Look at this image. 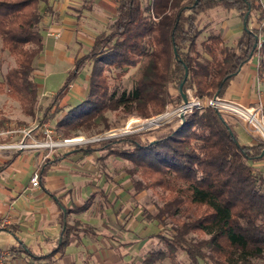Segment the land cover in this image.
Listing matches in <instances>:
<instances>
[{"label":"trees","instance_id":"trees-1","mask_svg":"<svg viewBox=\"0 0 264 264\" xmlns=\"http://www.w3.org/2000/svg\"><path fill=\"white\" fill-rule=\"evenodd\" d=\"M218 8L237 12L243 30L234 47L225 44L220 28L211 31L199 48L204 15ZM46 12L53 13L49 0H0L2 48L15 58V65L0 79V93L18 100L31 116L40 100L35 68L44 49L41 22ZM255 16L258 26L253 24ZM258 54L264 73L262 0H147L146 5L142 0H117L115 18L76 58L42 122L61 111L69 85L90 60L87 96L56 123L63 136L100 125L109 128V110L149 117L169 104L179 105L186 74L184 91L190 88L199 98L224 96L231 80ZM133 67L137 73L132 88L112 91L106 71L119 68L117 75L123 77ZM10 122L0 116V130ZM237 125L233 114L207 106L154 130L58 150L38 170L40 185L61 159L110 150L133 163L128 172L138 176L133 181L135 193L156 187L166 192L164 203L147 218L170 220L173 233L161 235L165 247L149 250L143 264L176 257L179 251L187 254L190 264H258L264 258V173L254 163L264 159V141L242 142ZM67 211L61 215L55 248L60 253L79 226V221L69 222ZM193 232L206 236L191 240Z\"/></svg>","mask_w":264,"mask_h":264},{"label":"rangeland","instance_id":"rangeland-1","mask_svg":"<svg viewBox=\"0 0 264 264\" xmlns=\"http://www.w3.org/2000/svg\"><path fill=\"white\" fill-rule=\"evenodd\" d=\"M50 2L54 8L59 9L63 6V13L55 18L46 12L41 22L42 32L45 36L51 37L52 33L61 34L60 28L68 27L71 29L69 40L61 48L59 46L51 47L50 50L53 51V54L49 52L48 56L45 54L46 49H44L36 61L35 78L41 84V90L35 116L25 114L18 100L5 92L0 93V116L11 121L6 129L0 130V162L19 150L37 152L42 157H48L58 150L69 148V146L37 147L36 144L50 140L46 133L47 128L53 130L51 138L59 141L65 137L76 135L90 137L105 131H120L132 119L148 118L136 114L127 115L122 110H109L106 113L109 117V128L104 129L100 125L90 130H79L71 135L63 136L56 129V123L72 105L79 103L87 96L93 64V60H90L78 78L72 82L67 98L61 103V111L46 122H42V117L50 105L53 94L59 90L69 70L73 68V62L68 59L72 60L78 55L85 54L95 35L100 30L108 29L109 23L116 16V11L113 8L116 7L117 0H50ZM142 2L144 5L147 4V0H142ZM262 3L264 5V0ZM44 7L45 4L41 3V8L44 9ZM253 24L255 26L260 24L257 16L254 17ZM201 27L202 34L198 40L199 48L202 46V40L211 31L218 32L220 28L224 29L225 44L234 47L237 37L243 30V23L237 12H228L218 8L204 15ZM14 65L15 58L8 50L2 48L0 36L1 80L5 78V74ZM120 70L119 68H112L106 71L111 83V90L118 93L132 88L136 80L137 67L130 68L123 77L117 75ZM189 90L191 89L188 88L187 91ZM173 106V104H169L163 112ZM235 117L239 118L238 116ZM175 120L164 125L172 124ZM132 130L137 133L154 129H148L144 124L134 122ZM84 159L89 160L92 164L88 167V171L87 169L84 170L91 175L90 178L97 181L98 191H96V197L89 213L77 215L81 219L78 237L81 239L83 235L86 243L73 245V253L81 251L78 261L73 264H143L144 255L149 250L165 247L161 235L170 236L173 233V223L170 220L160 223L155 219L147 218L149 214H154L157 207L164 203L166 192L160 187H156L132 194L131 192H135L133 181L138 178L137 175L134 177L129 175L128 170L133 166V163L114 153L99 152ZM72 163L69 166L74 167V171L82 166L81 160L75 159ZM36 171L38 168L33 171L32 175ZM102 177L103 180L100 183ZM99 184L100 186H98ZM105 193L110 197L109 202L103 197ZM110 200L120 204L121 207L118 211H115L116 207L109 211L112 207ZM205 236L193 232L190 234V239L197 240ZM14 260V264H21L17 257ZM257 262L264 264V258L257 260ZM45 264L71 263L68 260H63L55 263L46 262ZM154 264H190V261L185 252L179 251L176 257H167L164 260L156 261ZM202 264L205 263L202 262Z\"/></svg>","mask_w":264,"mask_h":264},{"label":"crops","instance_id":"crops-1","mask_svg":"<svg viewBox=\"0 0 264 264\" xmlns=\"http://www.w3.org/2000/svg\"><path fill=\"white\" fill-rule=\"evenodd\" d=\"M49 3L52 6L50 0ZM62 7L59 9L53 7V13L50 15L55 18L62 15ZM116 7L113 8L115 11ZM64 20L67 21L65 18ZM59 32L61 34L58 33L60 35L58 38L55 37L57 33H52L51 37L44 35V49L47 56L49 52L53 54L50 49L57 46L61 48L69 40L70 28H60ZM254 57L231 80L224 97L247 106L264 103V73L260 68V55ZM76 58L68 59L73 62V66ZM71 84L63 100L67 98ZM39 85L41 90V84ZM236 120L242 142L252 144L260 138L248 129L243 119L236 118ZM106 151L112 154L110 150H96L90 154L74 153L61 159L48 169L40 187H34L30 177L36 168L38 170L42 168L47 157H42L37 152L19 150L0 162V251L7 252L11 264L15 263V257L21 264H45L63 260L73 264L78 261L81 251L73 253L72 247L78 243H86L83 235L81 239L78 237L79 226L65 252L55 251L62 231L61 215L64 209H68L67 218L70 223H74L81 221L77 215L89 213L98 188L97 181L90 178L91 175L84 170L88 171V167L92 166L89 160L86 161L84 158ZM55 154L48 157L52 158ZM75 159L81 160L82 166L74 171V167H70L69 164H73ZM8 161L10 162L7 163ZM254 165L264 173V159L255 162ZM102 180L103 177L100 183ZM103 197L109 202L110 197L107 193ZM110 203L112 207L109 211L115 207V211H118L121 207L114 200H110Z\"/></svg>","mask_w":264,"mask_h":264},{"label":"built area","instance_id":"built-area-1","mask_svg":"<svg viewBox=\"0 0 264 264\" xmlns=\"http://www.w3.org/2000/svg\"><path fill=\"white\" fill-rule=\"evenodd\" d=\"M60 35L57 33L55 37L58 38ZM190 91V92H189ZM187 91L188 101L180 103L179 105H174L171 108H168L165 112L159 113L157 115L141 119L138 118L130 120L127 125L118 130L105 131L101 134H96L94 136L85 137V136H73L65 137L63 140L55 141L51 138V133L53 130L47 128L46 133L50 140L40 142L36 144L37 147H65L69 148L87 144L95 141H100L110 138H118L124 135L135 133L133 128L134 122H140L144 124L148 129H156L164 125L165 123L172 122L175 119H181L182 115H187L192 112L194 109H202L207 106L217 108L223 112L231 113L239 118L243 119L248 129L258 135L261 140L264 141V103L259 102L256 105L247 106L236 100L226 98L224 96L214 95L213 97L199 98L195 96L191 90ZM134 120V121H133ZM68 149V148H64ZM31 183L34 187L40 186V179L38 171L34 172L31 176ZM0 264H11L9 256L6 251H0Z\"/></svg>","mask_w":264,"mask_h":264},{"label":"water","instance_id":"water-1","mask_svg":"<svg viewBox=\"0 0 264 264\" xmlns=\"http://www.w3.org/2000/svg\"><path fill=\"white\" fill-rule=\"evenodd\" d=\"M186 76H187V74H186ZM186 76H185L184 80L180 83V90H181V93H182L183 101H184V102H187V101H188V93H187V91H184V90H183V84H184V81L186 80ZM184 117H185V116L182 115V116H181V119L183 120Z\"/></svg>","mask_w":264,"mask_h":264},{"label":"bare ground","instance_id":"bare-ground-1","mask_svg":"<svg viewBox=\"0 0 264 264\" xmlns=\"http://www.w3.org/2000/svg\"><path fill=\"white\" fill-rule=\"evenodd\" d=\"M134 121V120H133Z\"/></svg>","mask_w":264,"mask_h":264}]
</instances>
